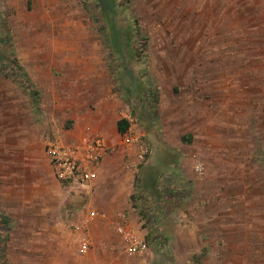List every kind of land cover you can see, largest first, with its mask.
I'll return each instance as SVG.
<instances>
[{"label":"rangeland","instance_id":"obj_1","mask_svg":"<svg viewBox=\"0 0 264 264\" xmlns=\"http://www.w3.org/2000/svg\"><path fill=\"white\" fill-rule=\"evenodd\" d=\"M101 94L130 108L150 150L132 165L148 252L115 232L104 261L264 264V0H0V242L15 247L16 209L39 220L48 194L85 207L45 145L73 127L71 101L94 109ZM158 194L168 215L144 214Z\"/></svg>","mask_w":264,"mask_h":264},{"label":"crops","instance_id":"obj_2","mask_svg":"<svg viewBox=\"0 0 264 264\" xmlns=\"http://www.w3.org/2000/svg\"><path fill=\"white\" fill-rule=\"evenodd\" d=\"M94 105L92 109L71 101L68 104V114L73 121V127L64 134L65 137L59 139L67 143L74 142L82 135L98 132L104 136L108 144L117 145V150L107 154L97 168L96 179L87 186L78 187L81 190L80 197L87 202L85 207L79 210L66 208L63 198L61 200L54 194H48L47 201L51 207H46L47 209L43 211L45 215L39 216V220H28L20 214V209L17 208L15 224L21 227V239L15 247L11 246L14 245L12 244L13 237L7 242V239L0 242V244H5V246L0 245V253L6 261L7 257L9 259L12 257L16 260L12 264H110L112 262L104 261L100 251L106 248L111 250L108 256H115L112 248L118 244L116 226L124 221L138 229L141 212H139V202L134 197L135 180L132 174L134 164L137 165L136 151L138 149L137 147L131 149L122 147L120 141L124 133L118 130V121L122 119L121 112L129 107L121 99L118 100L115 95L102 94L95 100ZM213 112L211 121L214 123ZM137 130L140 131L138 123ZM199 173L204 172L201 169ZM0 175H2L1 172ZM57 184L60 189L61 187L65 189L58 181ZM163 202L159 194L145 198L141 211L150 216H158L162 211L164 215H168L169 210L164 207ZM150 203H154V208H150ZM91 209L98 211L101 215L88 220V212ZM154 209L158 212H150ZM72 212L74 215L71 214ZM69 213L72 216L71 219L68 218ZM123 214H125L124 217ZM71 222L80 225L79 229H72ZM197 223L199 222L193 221L192 226L195 229H199ZM37 225L39 228H36ZM72 235L75 239L71 238ZM84 236H89L91 247L87 253L81 254L77 244ZM30 241L33 244L29 243ZM28 244L31 246L28 247ZM31 250L35 252V255L31 257L30 253L28 257ZM18 258L22 260L19 262ZM199 260L196 259V262L192 264H205L206 259Z\"/></svg>","mask_w":264,"mask_h":264},{"label":"built area","instance_id":"obj_3","mask_svg":"<svg viewBox=\"0 0 264 264\" xmlns=\"http://www.w3.org/2000/svg\"><path fill=\"white\" fill-rule=\"evenodd\" d=\"M121 118L129 123V127L121 138L120 145L125 149L137 147V162L141 163L147 159L149 146L141 139V134L137 130V119L129 109L121 112ZM119 144V143H118ZM117 150V145H110L103 135L98 132L82 135L74 142H63L57 138L49 139L45 145L47 158L52 167L56 180L65 189H74L87 186L96 179L97 168L104 157ZM197 172L202 169L201 161L194 165ZM88 220L99 216L98 211L90 210ZM74 215V213H71ZM69 213L68 218L72 216ZM125 214H123L124 217ZM74 230L80 225L75 222L70 223ZM116 232L122 237L125 249L133 255H144L148 252L149 246L144 235L135 227L124 223L116 226ZM91 247L89 236H84L80 240V250L87 253Z\"/></svg>","mask_w":264,"mask_h":264},{"label":"trees","instance_id":"obj_4","mask_svg":"<svg viewBox=\"0 0 264 264\" xmlns=\"http://www.w3.org/2000/svg\"><path fill=\"white\" fill-rule=\"evenodd\" d=\"M128 127H129V123H128L127 120L120 119L118 121V130H119V132H121V133L126 132V130L128 129Z\"/></svg>","mask_w":264,"mask_h":264}]
</instances>
